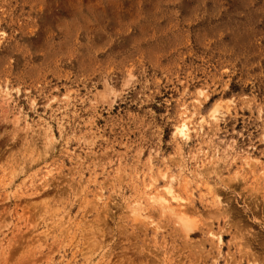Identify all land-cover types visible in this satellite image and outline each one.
Masks as SVG:
<instances>
[{
  "label": "rangeland",
  "instance_id": "374dc122",
  "mask_svg": "<svg viewBox=\"0 0 264 264\" xmlns=\"http://www.w3.org/2000/svg\"><path fill=\"white\" fill-rule=\"evenodd\" d=\"M245 242L264 260V0H0V264H247Z\"/></svg>",
  "mask_w": 264,
  "mask_h": 264
},
{
  "label": "bare ground",
  "instance_id": "6f19581e",
  "mask_svg": "<svg viewBox=\"0 0 264 264\" xmlns=\"http://www.w3.org/2000/svg\"><path fill=\"white\" fill-rule=\"evenodd\" d=\"M214 118H215V116H214ZM189 130H190V128H189V125L185 122V120L184 121H182L181 123H180V125L178 126V128H177V132L181 135V137H183V138H188V135H189ZM167 190H168V192H169V196L168 197H166V196H158L157 197V199H158V201H159V203H160V205H161V207L164 209V211H165V209H168V211L170 210V211H172V212H174V215H176V217H177V219L179 220V222H180V224L184 227V229L186 230V231H188V232H190V230H192L193 228H192V222L188 219V218H186V217H184V215L186 214V210H185V205H187L188 203H186L187 202V200L185 199V198H183L180 194H177V193H175L173 190H172V188L171 187H169V188H167ZM217 198H218V203H221L222 201L220 200V196L218 195L217 196ZM173 202H175L178 206H180L181 208L177 211V210H175L174 209V207H173ZM224 207V206H223ZM227 207V206H226ZM227 209L226 208H224V211H226ZM240 231H242V230H240ZM250 231H251V229H250ZM252 233V232H251ZM243 234V233H242ZM245 237V236H244ZM240 238V237H239ZM242 239V238H241ZM254 239V238H253ZM218 242L219 243H222V236L220 235V236H218ZM245 241V240H244ZM258 241V240H257ZM251 242V241H250ZM241 244V246H240V248L242 247L243 249H247L248 248V251H249V253H248V255H249V257H247L246 259V263L247 264H261L260 263V259H261V262L262 261H264V260H262V258H258V253H255L254 251L252 252V250H249V247H250V245H249V242H245L244 243V245L242 244V243H240ZM244 247H243V246ZM251 247H252V245H251ZM253 248V247H252ZM242 249V250H243ZM247 252V251H246ZM244 252H242L241 251V256H242V254H243ZM257 255V256H256ZM243 257V256H242ZM262 257V256H261ZM264 257V256H263ZM240 263V262H239ZM263 263V262H262Z\"/></svg>",
  "mask_w": 264,
  "mask_h": 264
}]
</instances>
